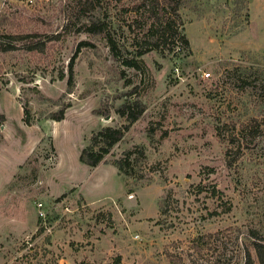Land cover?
Wrapping results in <instances>:
<instances>
[{"label":"rangeland","instance_id":"obj_1","mask_svg":"<svg viewBox=\"0 0 264 264\" xmlns=\"http://www.w3.org/2000/svg\"><path fill=\"white\" fill-rule=\"evenodd\" d=\"M0 43V264H259L264 0H0Z\"/></svg>","mask_w":264,"mask_h":264},{"label":"trees","instance_id":"obj_2","mask_svg":"<svg viewBox=\"0 0 264 264\" xmlns=\"http://www.w3.org/2000/svg\"><path fill=\"white\" fill-rule=\"evenodd\" d=\"M166 3H170L173 0H164ZM179 6V3L176 4ZM175 6L174 8H176ZM160 19L153 20V24L156 23V21H159ZM161 22V35L170 32H174L173 35H180L179 38L184 42L188 43V38L185 34L181 33V31H178V29H175L174 25H172V20L170 18H165L160 20ZM86 30H88L91 33H101L105 32V27L102 21L100 22H92L90 25L86 27ZM108 36L109 44L111 46V50L113 53L116 50V43L114 39L110 36ZM177 36V35H176ZM1 44V43H0ZM3 45V44H2ZM13 48L11 44L3 45L1 47L2 50H8ZM135 61H129L128 64H134ZM66 75H62V78H64ZM69 82L73 78V65L71 62V65L69 66ZM144 105L141 104L139 101H136L132 104H124L120 109H118V113L121 116H126L130 121H134L138 119L143 110ZM25 120L27 123L30 122V116H29V108L28 105H25ZM65 109H61L59 111V114L54 117L56 120H61L64 117ZM127 130V126L121 127V126H105L102 127L99 131H97L91 138L90 144L84 146L79 155V159L84 164L90 166V167H96L99 165V163L104 159L105 155L110 153L112 147L120 141L124 135L125 131ZM2 140V133L0 131V142ZM118 165L123 168L125 165V162L120 160L118 161ZM256 239L253 241V247L256 251L257 259L259 264H264V235H258V233H255ZM242 264H256L255 258L251 251L249 249L245 250L244 260Z\"/></svg>","mask_w":264,"mask_h":264},{"label":"built area","instance_id":"obj_3","mask_svg":"<svg viewBox=\"0 0 264 264\" xmlns=\"http://www.w3.org/2000/svg\"><path fill=\"white\" fill-rule=\"evenodd\" d=\"M26 4H34L37 0H24ZM209 73H207L208 75ZM38 209H39V217L43 221L42 227L44 228L45 231H50L52 228V225L47 224V211L44 209V203L39 202L38 203Z\"/></svg>","mask_w":264,"mask_h":264}]
</instances>
